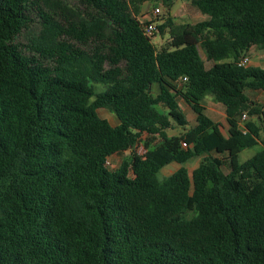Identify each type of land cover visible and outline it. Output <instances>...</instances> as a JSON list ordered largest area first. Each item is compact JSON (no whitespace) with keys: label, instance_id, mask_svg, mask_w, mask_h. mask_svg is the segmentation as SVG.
<instances>
[{"label":"trees","instance_id":"obj_1","mask_svg":"<svg viewBox=\"0 0 264 264\" xmlns=\"http://www.w3.org/2000/svg\"><path fill=\"white\" fill-rule=\"evenodd\" d=\"M149 1L0 0V264H264V105L245 95L264 69L237 65L264 50V0H189L195 24L160 0V48Z\"/></svg>","mask_w":264,"mask_h":264},{"label":"rangeland","instance_id":"obj_2","mask_svg":"<svg viewBox=\"0 0 264 264\" xmlns=\"http://www.w3.org/2000/svg\"><path fill=\"white\" fill-rule=\"evenodd\" d=\"M156 7H159L161 9V13L159 14L158 17H153L152 15V10L155 9ZM172 17L174 18L175 23L177 24H185V23H190V24H195L198 22H201L203 20H205V16H202L201 14L197 13L195 10H193L192 8L189 7V0H186L185 2H181L179 1L174 9H172V13H171ZM167 17L166 11L161 3L160 0H153V1H149L147 3H145L142 8H141V13L139 16V20L141 22H146V21H153L155 23V25H160L161 23L164 22L165 18ZM154 36L152 37V42L156 45L157 48H160L168 39V33L166 32L164 35H160L158 33V31H156L154 34ZM255 67L264 69V60L258 59V56H255ZM257 93V95H252V97L256 98L258 100V102H260V104L264 105V97H261L260 95ZM206 105L209 108V116L212 117L214 119V121H218L221 122L222 120V110L217 109V105L214 102V100L209 96L206 100ZM98 115L100 118L107 120L111 126H116L118 124L117 118L115 117L114 114L110 113L109 111L105 110V109H99L98 111ZM184 112V111H183ZM186 114V113H184ZM208 114V113H207ZM192 114H188L187 113V120H188V124L185 126V129L188 130L191 128V126H193L194 119L193 116H191ZM241 124L244 123V121L240 122ZM179 132V129H175L174 131H169L168 135L169 136H174L177 135ZM224 133L226 134L225 130ZM146 148L143 144V140H141L139 142V144L133 149V148H128L125 146H122V148L120 149V151L111 156L110 158L107 159L106 162V167L108 170L113 171L116 170L120 163L122 162V160L127 159L132 151H135V153H137L140 156H143L146 153ZM257 150V147L254 149H247L244 150L240 157L239 160L242 161L243 159V153L245 152H255ZM201 158H194L192 160H190L187 164H186V168L189 170V172H191L192 170H194L198 164L200 163ZM174 163L166 166L165 168H163L159 175H158V179L161 180L167 176H169L170 174H172L174 172V170L177 168H172L174 167ZM178 167V166H177ZM223 170L225 173L228 172L229 167H228V163L225 162L224 163V167Z\"/></svg>","mask_w":264,"mask_h":264},{"label":"crops","instance_id":"obj_3","mask_svg":"<svg viewBox=\"0 0 264 264\" xmlns=\"http://www.w3.org/2000/svg\"><path fill=\"white\" fill-rule=\"evenodd\" d=\"M179 1H181V2H185L186 0H176L175 1V3H174V6H173V8L172 9H174V7H175V5L179 2ZM171 13H172V10H171ZM207 19V17H205V20ZM201 53V57H202V59L203 60H205V55H204V53L203 52H200ZM258 56V59H261V60H264V50H259L258 48H255V47H253V48H251L250 49V51H249V57H250V64L248 65V66H253V67H255L256 65H255V56ZM212 65V63L211 62H205V67L206 68H210V66ZM257 93L261 96V97H264V91H250V90H247V91H245V95L251 100V101H254V102H256V103H258V104H260V102H258V100L256 99V98H254V97H252V95H257ZM258 95V96H259ZM209 96H207L206 98H205V100H204V104H205V107H206V111H205V113H206V115L210 118V119H212L213 121H214V119L212 118V117H210L209 116V108L207 107V105H206V100H207V98H208ZM211 97V96H210ZM212 98V97H211ZM177 102H178V104H179V107L181 108V110H182V112L183 113H186V114H184L185 116H187V113L188 114H192L191 116H193V119H194V124H193V126H191V128L192 127H194L195 126V124H196V116H195V114L192 112V110H191V108L182 100V99H180V98H178L177 99ZM215 102V101H214ZM216 103V105H217V109H219V110H222L223 111V117H222V120H221V122H218V121H214V122H216V123H219L220 125H221V130H222V132H223V134L224 135H226L225 133H224V130H225V132L227 133V129H228V125H227V122H226V115H225V113H224V107H223V105H221L220 103H217V102H215ZM262 105V104H261ZM208 113V114H207ZM186 119H187V117H186ZM247 120V119H246ZM118 121V120H117ZM188 121V120H187ZM241 122V121H240ZM110 124V123H109ZM240 125H242L241 123H240ZM247 150V149H246ZM243 152V151H242ZM241 152V153H242ZM241 153L239 154V157H240V155H241ZM254 153L255 152H253V151H251V152H245V153H243V159H242V161H240V162H244V161H246L247 159H249L250 157H252L253 155H254ZM113 156V155H112ZM111 157V156H110ZM110 157H108V158H110ZM107 158V159H108ZM172 164V163H171ZM175 165H174V167H172V168H179V165L178 164H176V163H174ZM170 165V164H169ZM178 166V167H177ZM165 168V167H164ZM176 171V169L174 170V172ZM171 175V174H170Z\"/></svg>","mask_w":264,"mask_h":264},{"label":"built area","instance_id":"obj_4","mask_svg":"<svg viewBox=\"0 0 264 264\" xmlns=\"http://www.w3.org/2000/svg\"><path fill=\"white\" fill-rule=\"evenodd\" d=\"M161 13V9L159 7H156L155 9L152 10V15L153 17H158L159 14ZM144 32L147 36H152L153 33L156 32V27H155V23L149 21V23H147L146 25H144ZM250 64V57L249 55L243 57L239 62H238V67H242L245 68ZM183 80H186V78H184ZM247 119L246 114H242L240 117V121H245Z\"/></svg>","mask_w":264,"mask_h":264}]
</instances>
